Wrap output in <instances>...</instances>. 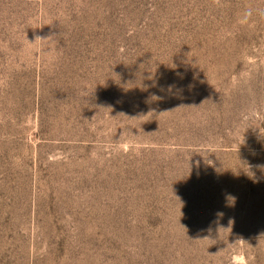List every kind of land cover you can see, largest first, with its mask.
Masks as SVG:
<instances>
[{
    "label": "rangeland",
    "instance_id": "374dc122",
    "mask_svg": "<svg viewBox=\"0 0 264 264\" xmlns=\"http://www.w3.org/2000/svg\"><path fill=\"white\" fill-rule=\"evenodd\" d=\"M0 264H264V0H0Z\"/></svg>",
    "mask_w": 264,
    "mask_h": 264
}]
</instances>
